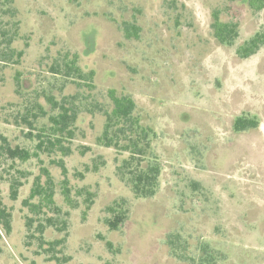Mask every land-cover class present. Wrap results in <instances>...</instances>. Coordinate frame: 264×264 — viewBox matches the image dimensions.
I'll list each match as a JSON object with an SVG mask.
<instances>
[{
  "label": "rangeland",
  "instance_id": "obj_1",
  "mask_svg": "<svg viewBox=\"0 0 264 264\" xmlns=\"http://www.w3.org/2000/svg\"><path fill=\"white\" fill-rule=\"evenodd\" d=\"M13 4L20 22L14 46L25 52L19 65L0 64V133L11 145L32 148L21 122L26 107L37 102L46 111L35 120L37 129L52 112L49 93L58 100L78 94L91 104L78 112L74 136L64 143L71 148L67 156L41 153V160L13 164L26 178L1 161L0 202L11 212V228L6 233L0 226V264H198L201 246L215 255L212 264H264V45L245 59L237 55V47L264 27V8L254 10L246 0ZM215 17L237 24L232 45L214 38ZM125 22L139 27L137 38L125 36ZM64 52L77 54L82 69L94 71L93 89L49 72L53 58ZM109 89L129 94L155 135L151 150L161 167L150 198L136 197L117 175L127 153L98 143L102 109L112 106ZM241 115L255 118L257 126L235 131ZM60 158L65 174L53 163ZM41 167L51 174L60 211L35 214L22 204L35 178L45 181ZM65 176L75 208L60 191ZM12 177L22 182L14 200ZM87 191L94 194L88 208ZM122 200L127 219L109 230L106 206ZM47 216L56 225L40 233L37 226ZM171 235L195 263L172 253ZM40 237L63 240L49 252Z\"/></svg>",
  "mask_w": 264,
  "mask_h": 264
},
{
  "label": "trees",
  "instance_id": "obj_2",
  "mask_svg": "<svg viewBox=\"0 0 264 264\" xmlns=\"http://www.w3.org/2000/svg\"><path fill=\"white\" fill-rule=\"evenodd\" d=\"M248 6L254 10L264 8V0H246ZM17 8L13 4V0H0V64H16L19 65L24 56V48L17 49L14 43L19 38L20 22L16 18ZM124 33L126 37H138L139 27L125 22ZM212 30L214 38L226 45H232L238 33L236 23L222 21L219 18H214L212 22ZM264 45V27L252 34L246 41L237 47V55L244 59L256 53L261 46ZM79 57L75 53L64 52L59 53L54 57L49 72L54 77H61L65 80H70L73 84L79 87L88 86V89H93L95 73L92 69L85 71L79 65ZM16 79V88L20 83L18 77ZM108 95L111 100L109 109H102L105 117L104 125L101 134L98 136V143L109 148H113L118 152H126L127 156L123 157L121 164L117 166V175L126 180L132 193L139 198L152 197L159 184L161 162L159 158L153 155L151 150V141L155 137L151 128L141 122L140 116L136 113L137 104L129 94L117 95L114 90L109 89ZM46 101L52 111L47 116V122L35 129V120L39 117L46 116V111L41 104L34 103L30 108L26 107L25 112L21 115V122L28 128L25 137L35 142L33 147L20 145H11L10 140L0 133V163L2 160L10 161L9 167L14 169L16 162L24 163L30 159H40L41 153L48 155L59 152L65 157L71 152V148L64 143L72 140L74 136L73 127L77 120L78 112L85 109H90V102L84 98H78V94L63 95L59 100L52 93L46 95ZM255 118L237 116L234 120V130L244 131L257 126ZM31 129L36 133L33 135ZM38 131V132H37ZM64 160L60 158L54 161L65 174L63 165ZM14 164V165H13ZM94 166H96L94 164ZM86 170L89 167L86 166ZM20 178H26V172L18 168L14 169ZM44 172L45 181L40 182L39 176L35 178L30 187L29 195L22 200L24 206H29L30 210L35 214L42 212L45 208L51 212L60 211L55 204V184L50 172L46 167H41ZM68 178L65 176L60 181V191L64 197V201L70 208H75L76 205L70 196L68 187ZM22 182L17 177H12L9 180V188L11 198L16 199L18 188ZM87 201L85 207L88 208L93 201V193L87 191ZM37 199L36 203L31 200ZM106 211L111 214V218H106L105 223L109 230H117L120 225L127 219V208L124 201L114 202L110 206H106ZM68 213V212H66ZM11 212L7 211L3 203L0 202V226L8 233L10 231ZM31 218H28L30 221ZM45 223H39L37 229L43 233L45 226L53 227L56 225L54 217L47 216L44 219ZM65 220L61 221V228L65 227ZM29 225V222L26 223ZM57 228V227H56ZM39 238L40 243L48 245L49 252L54 251L55 245L62 242L63 239H55L53 241H44ZM177 238L174 235L169 236L168 245L172 249V253L176 257L186 259L190 258L192 263H195V257L184 255L181 250H184V245L179 244L182 249L178 248L176 243ZM107 246L110 243L106 242ZM200 248V247H199ZM180 250V251H178ZM201 255L198 264H212L215 261V255L208 251L206 247L201 246ZM54 257V255H52Z\"/></svg>",
  "mask_w": 264,
  "mask_h": 264
}]
</instances>
